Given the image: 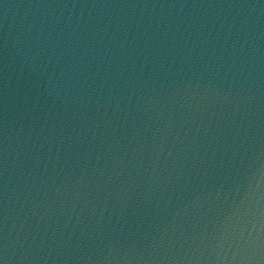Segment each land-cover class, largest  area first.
Wrapping results in <instances>:
<instances>
[{"label":"water","instance_id":"water-1","mask_svg":"<svg viewBox=\"0 0 264 264\" xmlns=\"http://www.w3.org/2000/svg\"><path fill=\"white\" fill-rule=\"evenodd\" d=\"M4 264H264V0H0Z\"/></svg>","mask_w":264,"mask_h":264},{"label":"snow or ice","instance_id":"snow-or-ice-1","mask_svg":"<svg viewBox=\"0 0 264 264\" xmlns=\"http://www.w3.org/2000/svg\"><path fill=\"white\" fill-rule=\"evenodd\" d=\"M0 264H4V260H3L2 256H0Z\"/></svg>","mask_w":264,"mask_h":264}]
</instances>
